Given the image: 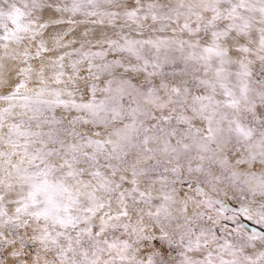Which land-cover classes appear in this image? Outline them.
I'll return each mask as SVG.
<instances>
[{"label":"snow or ice","instance_id":"obj_1","mask_svg":"<svg viewBox=\"0 0 264 264\" xmlns=\"http://www.w3.org/2000/svg\"><path fill=\"white\" fill-rule=\"evenodd\" d=\"M0 264H264V0H0Z\"/></svg>","mask_w":264,"mask_h":264}]
</instances>
